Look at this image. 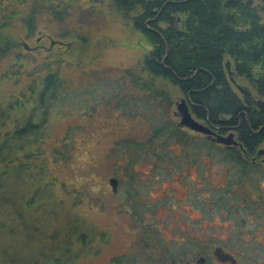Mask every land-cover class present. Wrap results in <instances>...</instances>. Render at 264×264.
Segmentation results:
<instances>
[{
	"label": "trees",
	"instance_id": "1",
	"mask_svg": "<svg viewBox=\"0 0 264 264\" xmlns=\"http://www.w3.org/2000/svg\"><path fill=\"white\" fill-rule=\"evenodd\" d=\"M18 1L26 3V0ZM6 9V6L0 5V61L11 58L12 63L8 64V68L12 69V74L26 73L31 79L25 86L26 92L18 100L4 102L3 111L7 110L6 113L0 110V127L5 125L4 118L15 125L12 134L8 131L0 135V233L10 225L9 222H19L22 227L28 228V218L32 216L29 208L32 202L20 207L19 200L14 198L15 193H8V174L14 180L29 173L31 168L43 172L45 166L43 162L36 161L38 157L35 154L42 153L37 139L45 115L60 100L69 98L71 91L79 90V96L86 94L85 88H78L80 84L77 81L64 78L62 71L70 69L79 78L80 72H90L93 63L96 67L101 66L96 61L98 55H89L95 40L88 37V33L73 28L65 29L60 34L66 43L51 44V61L41 66H32L28 70L24 68L21 73L24 56L17 49L23 46L16 35L11 34L14 31L9 24L10 17L4 16ZM36 9L43 10L61 24L75 10L89 11L92 16L97 13L109 17L106 13L108 10L114 17L124 21L132 33L138 35L133 44L143 50L141 57L128 68H104L102 73L118 76L120 93L113 97L119 102L121 110L131 116L134 114L133 106L127 105V93H131L138 102H142L139 103L140 108L144 106L151 114L156 113L154 118L151 116L153 142L167 135V139L189 146L187 150H196L193 140L197 136L176 125L170 112L171 100L180 93L188 95L192 103L191 111L197 118L205 120L208 117L210 121L223 125L235 124L240 119L243 125L239 128V136L244 137L249 145L259 142V134L252 135L247 123L252 130L257 129L261 124L259 121L264 120L263 113L252 105L245 106L242 95L230 80L227 64L234 81L248 82L251 90L264 100V0H32L29 14L23 19L27 26V36L31 34V22ZM11 13V16L17 15L15 11ZM80 16H84L83 12ZM77 23L86 25L92 22L80 19ZM14 67L17 69L14 70ZM42 71L44 73L39 74ZM99 81L90 86L94 95L101 85ZM105 83L108 88V83ZM27 102H31L32 110H28ZM160 102L164 105L166 102L167 106L162 108L165 114L162 122H159L163 119L162 113L155 111V106L160 107ZM13 108L18 109L16 113L22 112L20 115L23 117L10 120L9 109ZM19 122L22 124L20 127L17 125ZM199 139L200 152L209 151L213 147L217 152H234L219 148L202 135ZM144 144H134L128 140L116 141L108 152L110 162L113 163L121 153H137ZM70 146V134H67L63 149L55 148L52 152L56 160H67ZM13 185L14 188L17 186ZM54 198L51 190V214L57 204ZM7 210L10 213H6ZM6 214L7 217L4 216ZM95 234L94 228L84 219L67 217L62 228L52 232L49 247L38 244L28 256H12L3 247L0 264H76L81 254L97 253L90 250L92 236ZM147 234V226H142L141 237L134 244L137 247L135 255L122 253L113 256L110 264H180L187 255L194 253L192 240H184L174 246L168 244L166 247L163 242L159 244L146 237Z\"/></svg>",
	"mask_w": 264,
	"mask_h": 264
},
{
	"label": "rangeland",
	"instance_id": "2",
	"mask_svg": "<svg viewBox=\"0 0 264 264\" xmlns=\"http://www.w3.org/2000/svg\"><path fill=\"white\" fill-rule=\"evenodd\" d=\"M31 2L32 0L30 2L26 0V3L23 4L18 0H0L1 7H7L4 16L10 17L9 24L14 31L11 34L16 35L19 43L26 42L33 48L31 51H27L23 47L17 49L24 56L21 73L32 66H41L47 61H51L49 52L51 42L66 43V39L60 34L65 29L73 28L88 33V37L95 40L92 50H89V55L92 54L93 57L98 55L96 61H99L101 66L96 67V64L93 63L90 72H80L79 78L70 69L62 71L61 75L64 78L77 81L80 84L78 88H85L86 94L79 96V90L71 91L69 98L60 100L58 105L50 108L45 115L44 125L37 139L42 153L35 154L38 157L36 161L43 162L45 166L43 172H39L37 168H31L28 170L29 173L14 180L11 174H8V193L11 194L10 191L15 193L14 198L19 200L20 207L25 206L24 204L27 202H32L29 205L32 216L28 218L30 223L28 228L22 227L19 222H9L10 225L0 233V253L3 247H6L12 256H28L38 244L49 247L52 232L54 233L59 227L62 228L65 218L75 219L78 217L84 219L94 228L96 234L92 236L90 250L97 251V253L81 254L76 260V264H110V259L113 256L122 253L135 255L137 247L134 244L141 237L142 227L134 222L122 195L114 194L111 191L108 179L117 176L115 172L117 166L110 162L108 152L113 147L114 140H118V138H128L134 140L136 144L145 143L144 141L150 134L151 116L154 118L156 113L152 112L151 114L150 111H146L144 106L140 108L139 103L142 102H138L135 96L130 93H127V105L133 106L134 114L132 116L127 111L121 110L120 107L105 105L104 100L108 98L110 91H107L104 82L106 85L108 83L107 87H112L109 86L112 82H109L106 77H102V72L104 68L113 70L114 68L132 66L141 57L143 50L140 47L136 48V45L133 44L138 35L132 33L124 21L119 20L117 16L114 17L108 10L106 13L109 14V17L97 13L92 16L93 14L89 15V11L75 10L61 24L43 10L36 9L31 22V34L27 36V26L23 19L29 14ZM14 11L17 12V15L11 16V12ZM82 12L83 17L80 16ZM80 19L84 21L89 19L92 23L78 25L77 21ZM1 22L2 15L0 13ZM10 59L0 61V110L2 111L4 102L18 100L20 95L26 92L25 86L31 79V76H26V73L12 74V69L8 68V64L12 63ZM43 73L44 71L39 74ZM95 74L97 75L94 76ZM100 78H106V80H100ZM97 81L100 82L98 84H101L98 87V97H96L100 101L92 109L94 100L90 86ZM237 82L248 88L254 99L259 98L251 90L248 82L243 80H237ZM179 100L177 99V102ZM27 105L29 106L28 110H32L31 102H27ZM9 110L10 120L23 117L20 115L22 112L16 113L18 109ZM144 110L147 115L146 112H143ZM6 111L3 112L6 113ZM175 120L178 121V117H175ZM3 121L5 125L0 127V135L8 131L12 134L15 125H12L8 119L4 118ZM17 125L20 127L22 124L19 122ZM67 134H70L71 141L68 158L65 161L56 160L52 152L55 148L63 149L64 137ZM159 146L158 143L150 145L145 143L142 150H138L137 153L161 152L162 149ZM169 152H180V148L174 146L173 150ZM146 157H141V164L135 169L142 171L143 183L150 184L151 177L147 169L154 166L150 163L155 164V161L152 157L148 159ZM162 165L157 168L158 174L174 179L175 169ZM200 166L199 170L203 172L202 174L193 167L183 168L176 175V180L164 178L162 187H157L158 183L152 182L153 188L146 201L149 203L158 199L160 202L163 201V205L158 208L155 216L158 221L167 222L160 236H166L168 244L173 246L178 244L179 239L194 235L203 240V246L206 242L212 241L231 244L233 249L231 247L230 249L235 251H240L243 247L247 254L240 257L243 264L264 263V218L263 221L259 219L258 221L239 223V217L236 218L238 221H235L231 219L229 212L230 215L222 213L219 219L204 223L202 219H199L202 212L191 208L189 201L193 202L195 183L188 178L199 180L200 177H205L208 179V183L217 189L223 183V165L205 159L201 161ZM180 175L188 177L184 181L189 188V200H187V188L179 181ZM13 184H17V186L14 188ZM35 188L38 190L35 191ZM51 190L54 192V199L57 202L52 214ZM204 194L205 192L200 190V201L203 200L202 195L204 196ZM169 195L172 196L168 197ZM38 197H41L39 200L42 202L38 200ZM176 206L178 211L180 208L183 210L180 209V213L174 211L171 213L170 208L176 210ZM199 208L205 211V216L211 212L205 208L202 209L201 206ZM6 213L10 212L7 210ZM169 214L174 216L170 217ZM149 219L147 216L146 220ZM190 219L194 221L193 227L187 226ZM156 225V230H159L161 223L158 222ZM31 231L35 234L34 236ZM246 231H250L248 236L244 234ZM87 251L89 250L87 249Z\"/></svg>",
	"mask_w": 264,
	"mask_h": 264
},
{
	"label": "flooded vegetation",
	"instance_id": "3",
	"mask_svg": "<svg viewBox=\"0 0 264 264\" xmlns=\"http://www.w3.org/2000/svg\"><path fill=\"white\" fill-rule=\"evenodd\" d=\"M142 46H145L142 44ZM89 76V74H87ZM96 76V75H94ZM93 76V77H94ZM99 77V76H98ZM102 77H106L107 80L110 82L112 81L113 85L111 84L108 87L107 91H110L108 94V98L104 100L105 105L107 106H113L115 108H119V102L113 97L114 94L119 95L120 90L119 86L121 85L119 82V79L116 78L118 76L112 75L110 73L102 74ZM106 78H100L106 79ZM231 80V78H230ZM232 84L236 88V90L242 95L243 101L246 107L254 106L256 107L260 113H263L264 117V109L254 103L255 101L261 100L264 101L261 97L258 99H254L251 95V92L248 88L245 86L237 84L236 81L231 80ZM123 84V83H122ZM127 83H124V86H126ZM238 85L243 87L246 91H249L247 96L241 92L238 88ZM101 86V85H100ZM105 90V89H104ZM126 91V90H125ZM98 92V91H97ZM131 94V93H130ZM93 94V96H97ZM246 96V98H245ZM92 97L94 100L93 106H91L92 109H94L95 105L100 101L96 98ZM180 97V98H179ZM177 99H184L186 101V104L189 108V111L191 115L198 120L199 122L203 123L204 125L208 126L215 134L217 135H227L228 133H233L234 140L237 142L236 145H225L219 142H216L215 138L216 136L214 134H203L200 132L193 131L187 127H184L180 124V116L176 113V103ZM179 100V101H180ZM164 103L160 102V107L155 106V111H160L162 113L163 119H161L159 122H162L165 118L164 111L162 110L167 108L166 102ZM174 107V110H173ZM192 103L190 101V98L188 95H183L180 93V95H177L173 100H171L170 105V112L175 119V117H178V121L175 120L176 125L179 127L186 129L188 132L194 134L197 136V139L193 140V143L196 147L195 151H189L186 148H189V146L181 145L180 142H175L174 139H167V135H165V138H160L156 141L151 140V134H152V126H150V134L149 137L144 141L145 143H148L149 141L152 143H158L160 144L159 148L162 149L161 152H151L147 154H141V153H121L113 161L114 166H117L116 174L117 176H112L110 178H115L116 183V189L113 190L112 185H110L111 191L115 194H121L123 199L125 200V204L128 206L129 213L131 214L134 222L138 224L140 227L147 226L148 228V234L146 237L152 238L154 241H158V243L163 244L168 247V239L166 236L162 235V230L164 229V225L166 226L163 220L156 219L155 213L158 211V208L163 205V201H154L152 203H149L147 200L149 196V192L151 191L152 182H157L156 186L162 187L163 179L166 178V180H176V175L179 174L183 168H196L197 171L200 169V163L201 161L208 159L210 162H218L221 165H223L224 168V175H223V183L219 186V188H215L211 186L208 183V179L205 177H200L199 180L190 179L187 177V175H180L181 178L179 179L180 183H183L184 186L188 190V197L187 200H189V188L186 186L185 181L187 178L195 183V190H194V198L193 202L189 201L191 204V208L197 209V211H201L202 215L199 217V219H202L205 222H211L214 221L216 218L219 219L221 217L222 213L229 214L231 213V219L238 221L236 218L239 217V223H246L248 221H258L259 219L262 220L264 218V120L259 121L261 124L258 126L257 129L252 130L251 127L248 125V130L252 132V135L259 134V142L256 144L249 145L244 137L239 136V128H242V121L239 119L237 123L230 124V125H223L220 123H215L213 121H210L207 117L205 120L197 118L191 111ZM245 115V117H248L246 115L245 111L241 112ZM157 123V122H156ZM155 123V124H156ZM154 124V125H155ZM202 135L211 142H213L215 145H218L219 148H225V149H231L234 152L233 153H225V152H217L216 148L213 147L211 150L205 152L199 151V136ZM121 140H128L131 143L134 142V140L128 139V138H118V140H114L113 144L117 141ZM149 140V141H148ZM155 140V139H154ZM135 143V142H134ZM143 143V142H140ZM138 143V144H140ZM180 148V152H169L170 150H173L174 146ZM186 149L187 151H183ZM212 151V152H211ZM146 157L148 159L149 157H152L155 161V164L150 163L152 166L151 168H148L150 179V184H144L143 178L141 177V170L135 169L136 166H140L141 164V157ZM163 164L162 166H169L171 169H175L174 179L167 178L164 175L158 174V167L159 165ZM129 166V168H125ZM199 173H203L199 170ZM200 174V175H201ZM205 176V175H203ZM200 190H203L205 192L203 197V200L200 201ZM172 195H169L168 197H171ZM178 204V203H177ZM182 204V203H181ZM181 206V205H177ZM171 209L170 212H181L183 208H180L179 211ZM201 208H205L207 211H211L207 216H205V211H202ZM172 213V212H171ZM175 214V213H173ZM169 216H174V215ZM230 215V214H229ZM149 216V220H146V217ZM213 217V218H211ZM168 218V217H167ZM166 218V220H167ZM188 218V217H187ZM263 221V220H262ZM161 223V227L159 230H156V224ZM238 223V224H239ZM194 221L190 219V222L187 223L188 227H193ZM142 229V228H141ZM250 232V231H249ZM248 231H246L244 234H247V236L250 234ZM254 233V230H252ZM142 234V232H141ZM254 236V235H253ZM244 237V235H243ZM245 239V238H243ZM174 240V239H171ZM184 240H192L194 242V253L192 255H187L185 259L180 264H243L240 260V256L247 255L244 252V248L239 250H232L233 247L231 244H221V243H215V242H206L205 246H203V240L200 238L192 235V236H185L178 240V242L184 241ZM255 240V239H254ZM230 247L232 249H230ZM217 249H220L222 252L228 253L231 255L235 262L231 263L230 260L221 261L218 259V257L215 254V251ZM264 251V248H263ZM204 258L203 263L199 262L200 258Z\"/></svg>",
	"mask_w": 264,
	"mask_h": 264
},
{
	"label": "water",
	"instance_id": "4",
	"mask_svg": "<svg viewBox=\"0 0 264 264\" xmlns=\"http://www.w3.org/2000/svg\"><path fill=\"white\" fill-rule=\"evenodd\" d=\"M53 43H54V41L51 42V44H53ZM21 45L26 50L33 49L26 42H22ZM227 72H228V75L230 76L231 80H233L232 79V71L230 70L228 64H227ZM238 88L246 96L249 93V91H246L243 87H241L239 85H238ZM246 96H245V98H246ZM254 103L260 105L264 109V101L258 100V101H255ZM176 111H177L176 113L180 116V124L182 126L187 127L193 131L203 133V134H214L216 136L215 141L222 143V144H225V145H236L237 144V142L233 138L234 137L233 133H228L227 135H217L208 126H206L203 123L196 120L191 115L189 108L186 104V101L184 99H181L180 101H178L176 103ZM109 183L112 185L113 190H115L116 189V183H117L116 179L110 178ZM215 254L218 257V259L221 261L230 260L231 263L235 262L234 258L231 255H229L228 253L222 252L220 249H217L215 251ZM203 261H204V258L201 257L199 259V262L203 263Z\"/></svg>",
	"mask_w": 264,
	"mask_h": 264
}]
</instances>
